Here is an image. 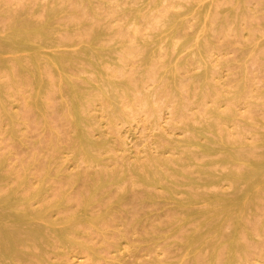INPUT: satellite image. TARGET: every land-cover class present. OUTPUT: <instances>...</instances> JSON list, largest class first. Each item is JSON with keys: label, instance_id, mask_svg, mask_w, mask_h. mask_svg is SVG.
I'll return each mask as SVG.
<instances>
[{"label": "bare ground", "instance_id": "1", "mask_svg": "<svg viewBox=\"0 0 264 264\" xmlns=\"http://www.w3.org/2000/svg\"><path fill=\"white\" fill-rule=\"evenodd\" d=\"M109 1L101 18L95 0H0V115L15 134L31 112L47 123L46 109L58 98L72 123L78 155L96 163L116 148L98 119L106 116L113 128L131 124L153 104L156 88L149 82L159 80L166 91L172 86L180 108L172 124L185 135L169 132V122L163 125L152 106L147 118L172 154L161 157L155 149L124 160L113 178L121 190L127 182L154 187L183 220L194 219L186 230L175 224V232L184 234V255L205 264H247L245 250L254 236L250 224L264 196V121L252 139L245 134L248 120L231 128L248 86L246 71L235 89L216 91L213 43L252 23L249 0ZM186 24L193 26L191 33ZM249 35L248 59H256L264 55V30L250 28ZM186 55L195 57L197 72L186 70ZM22 90L27 96H20ZM16 102L23 103V116L14 110ZM193 108L199 110L188 114ZM120 145L128 149L126 140ZM3 173L0 167V264H52L48 259L56 243L90 249L76 237L86 225L97 226L87 200L77 212L50 219L58 202L34 207L41 189L19 194L2 185ZM262 231L256 236L262 238Z\"/></svg>", "mask_w": 264, "mask_h": 264}, {"label": "rangeland", "instance_id": "2", "mask_svg": "<svg viewBox=\"0 0 264 264\" xmlns=\"http://www.w3.org/2000/svg\"><path fill=\"white\" fill-rule=\"evenodd\" d=\"M95 1L102 18L110 8V1ZM248 11L251 24H241L239 34L230 32L213 44L217 65L216 91L223 94L235 89L245 67L248 86L236 103L239 116L231 128L244 127V122L248 120L250 129L245 134L252 139L259 122L264 121V55L248 59L252 44L249 29L264 30V0H249ZM144 24L140 26L147 31L148 26L143 27ZM184 27L189 33L193 30L191 24ZM185 59L189 73L199 70L193 55H186ZM136 64L135 61L133 65ZM159 84V80L149 82L154 90L156 88L154 96H151L153 104L146 105L147 113L145 111L146 114L136 116L131 124L119 123L113 128L106 116L98 119L105 132L115 140L116 148L112 156L103 154L96 163L86 162L78 155L72 123L63 112L58 98L54 99L55 104L51 103L46 109L47 123L39 121L31 112L33 117L22 118L15 134L10 132L7 122L0 115L2 185L15 187L19 194L40 188L41 195L32 200L34 207L48 201L59 203L50 209V219L77 212L81 203L87 200L89 211L97 222V226L86 225L84 231L76 234L78 240L90 249L69 248L64 243H56L48 259L52 264H205L204 259L197 261L192 255L183 254L184 234L175 232V224L178 223L181 230H186L194 219L183 220L174 203L160 196L154 187L127 182L121 190L113 178L123 167L124 160L130 162L143 158L148 151L155 149H158L161 157L172 154V146L160 136L159 130L154 129L157 127L153 125L152 118H147L151 116L152 106L161 114L163 125L169 122V132L178 137L185 135L181 128L172 124L180 110L172 86H168L166 91ZM217 86H221V89L218 90ZM198 88L196 85L195 90ZM20 96H27V91H20ZM216 103L223 107V96ZM22 107L23 103L14 104V110L23 116ZM189 110L188 114H192L199 108ZM122 139L128 143L127 150L120 145ZM23 179L25 183L20 186ZM195 208L192 206L190 210ZM250 227L254 236L248 240L245 250L247 264H264V196L258 203ZM260 229L263 230L262 238L256 236ZM30 264L35 263L31 261Z\"/></svg>", "mask_w": 264, "mask_h": 264}]
</instances>
